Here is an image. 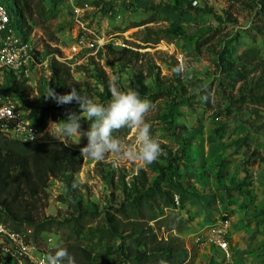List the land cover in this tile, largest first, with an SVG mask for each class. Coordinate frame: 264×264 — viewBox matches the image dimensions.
<instances>
[{
	"label": "rangeland",
	"instance_id": "obj_1",
	"mask_svg": "<svg viewBox=\"0 0 264 264\" xmlns=\"http://www.w3.org/2000/svg\"><path fill=\"white\" fill-rule=\"evenodd\" d=\"M25 3L23 28L44 64L18 88L11 75L3 90L21 102L38 132L78 108L45 101L49 86L60 94L75 86L107 103L109 80L117 75L123 90L138 89L155 105L146 121L163 149L140 169L111 154L103 161L83 158L76 189L51 179L45 210L51 224L38 240L31 227L20 230L34 253L81 243L95 264H135L123 249L139 223L155 235L152 249L159 241H184L180 264H264V0H20ZM0 4L16 14L14 0ZM78 38L85 44L71 52ZM54 59L69 73L55 75ZM180 61L189 64L183 79L172 71ZM206 81L215 89L214 106L189 95ZM81 125L87 130L89 122ZM118 138L131 143L133 133L121 129ZM46 140L55 139L45 134L35 142ZM150 187L164 192L151 203L159 218L146 209L137 221L123 210L136 197L145 200ZM219 228L225 249L215 241ZM0 264L16 263L0 253Z\"/></svg>",
	"mask_w": 264,
	"mask_h": 264
},
{
	"label": "trees",
	"instance_id": "obj_2",
	"mask_svg": "<svg viewBox=\"0 0 264 264\" xmlns=\"http://www.w3.org/2000/svg\"><path fill=\"white\" fill-rule=\"evenodd\" d=\"M15 12L13 16L22 21L25 17L26 9L29 4L25 3L21 7L20 0H14ZM27 34L28 29H25ZM65 67V70H61ZM52 70L55 75L69 73L64 63L54 59L52 62ZM20 80L15 82L18 88ZM37 114V109L33 108L30 117ZM43 115L38 117V124L43 123ZM119 132L114 133L118 137ZM83 144L64 147L57 140H46L39 142H24L11 137L10 135L0 131V218L9 225L14 231H20L24 226H29L34 231L35 239L38 240L41 232L51 224L50 218L46 216V208L49 205V182L51 179H57L64 182L68 187L72 188L75 182V175L82 167L83 157L80 155V148ZM163 194L159 188H149L145 193L144 199L136 197L129 206H125V213L129 211L137 221L145 219L146 209L152 213V199L156 193ZM166 206H170L167 204ZM124 207V208H125ZM129 209V210H128ZM153 214V213H152ZM149 215L151 219L158 220L159 216ZM81 217L76 219L75 227ZM134 235L129 237L128 244L130 247L126 250V257L135 256L133 263L135 264H154L165 261L168 264H180L184 261L181 253L185 251L184 241L177 243L158 242L157 247H150L156 243V237L153 233L144 231L145 226L136 225ZM169 229H176L174 225H169ZM82 228L75 229L71 235H79ZM179 232L185 230L179 228ZM68 249L75 259L76 264H95L92 250L85 247L81 243L62 245ZM57 248V247H56ZM56 248L51 249L53 252ZM143 248V249H141ZM159 252V253H158Z\"/></svg>",
	"mask_w": 264,
	"mask_h": 264
},
{
	"label": "clouds",
	"instance_id": "obj_3",
	"mask_svg": "<svg viewBox=\"0 0 264 264\" xmlns=\"http://www.w3.org/2000/svg\"><path fill=\"white\" fill-rule=\"evenodd\" d=\"M173 73L184 78L189 71L186 61L178 62L172 69ZM60 94L53 87H48L43 99L54 101L57 106H67L75 103L78 108H68L64 119L49 120L42 132H34L30 128L29 140L43 139L45 134L57 140L64 147L80 144L82 138L87 143L80 148V155L94 161L105 160L108 154L118 161L132 162L137 168H143L157 161L163 154L159 137L152 135V124L146 121V116L155 105L147 98L141 97L138 89L123 90L119 84V76L113 75L108 83L111 99L107 103L96 102L86 94H82L75 86ZM189 95H195L200 100L211 105L216 103L215 89L210 82H203L196 88L189 89ZM81 120L89 122L84 130ZM128 129L133 133L131 143H124L114 133ZM79 187L74 182L73 189ZM42 264H76L75 257L65 247H57L49 252Z\"/></svg>",
	"mask_w": 264,
	"mask_h": 264
},
{
	"label": "built area",
	"instance_id": "obj_4",
	"mask_svg": "<svg viewBox=\"0 0 264 264\" xmlns=\"http://www.w3.org/2000/svg\"><path fill=\"white\" fill-rule=\"evenodd\" d=\"M13 10L9 4H0V131L20 141L35 142L29 140L30 128L38 132L32 119L25 116L21 102L3 90L7 80H11V75H17V80H24L44 64L37 60L34 46L27 37L22 21L12 15ZM83 44V38L76 39L71 52H78ZM15 82L13 80L11 83L12 87ZM216 232L215 241L225 249L227 242L223 238L224 230L219 228ZM34 250L35 246L26 239L24 233L12 230L0 218V253L8 256L12 263L42 264L49 252L42 250L36 255Z\"/></svg>",
	"mask_w": 264,
	"mask_h": 264
}]
</instances>
